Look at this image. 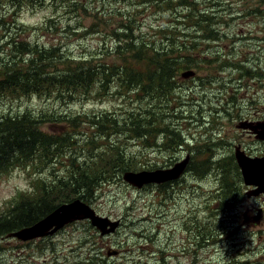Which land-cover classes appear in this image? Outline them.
<instances>
[{
    "label": "rangeland",
    "instance_id": "1",
    "mask_svg": "<svg viewBox=\"0 0 264 264\" xmlns=\"http://www.w3.org/2000/svg\"><path fill=\"white\" fill-rule=\"evenodd\" d=\"M215 1L214 5L220 6L222 30L212 50L225 56L226 60L221 61L230 62L234 69L220 68L221 63L210 60L214 57L211 54L202 68L193 70L192 78H179L173 95L177 118L174 115L164 118L174 121L167 124L179 137L169 147H160L163 137L156 132L152 134L151 147L144 150L137 143L125 142L123 136L114 135L111 139H118L121 152V158L114 164L134 165L136 169L131 172L172 167L187 155L191 169L181 180L164 187L150 185L137 189L123 181L124 172L113 168L92 208L107 224L118 221L115 232L101 236L95 228L70 226L56 237L52 235L29 245L13 239L3 244L13 245L12 251H6L11 255L7 264H80L93 250L105 261L99 259L96 264H237V261L264 264V194L247 197L252 188L243 184L234 157L237 148L250 157L264 156V142L239 129L241 124L264 122V0ZM110 4L105 0H85L82 3L85 10L80 7L72 10L24 2L13 11L15 3L2 0L0 52L3 37L9 34L29 45L59 46L74 57L85 54L99 57L113 46V36L99 26L100 20L110 19L112 25L118 24L121 17H109L108 12L124 13L129 8L123 2ZM256 8L260 11L256 12ZM162 19L154 9L142 15L141 32L149 27L146 34L152 36L154 27L164 22ZM5 99L3 107L7 112L43 110L54 117H77L80 130L87 131L84 113L102 115L113 110L119 113L117 109L123 103L119 97L109 96L69 104L34 96ZM135 100L130 92L126 115L134 109ZM142 107H147L146 101ZM209 109L216 111L208 117L214 121V130L199 121L205 116L208 122ZM164 111L163 108L161 112ZM40 128L45 134L55 133L49 124ZM27 171L31 172L30 177L20 168L0 174V213L20 194L32 191L35 175L31 168ZM225 184L231 188L227 193L223 190ZM53 223L51 219L47 226ZM82 240L88 241L83 251ZM39 243L41 246L37 247Z\"/></svg>",
    "mask_w": 264,
    "mask_h": 264
},
{
    "label": "trees",
    "instance_id": "2",
    "mask_svg": "<svg viewBox=\"0 0 264 264\" xmlns=\"http://www.w3.org/2000/svg\"><path fill=\"white\" fill-rule=\"evenodd\" d=\"M5 1L15 3L13 11L24 2L35 6L50 4L85 10L82 5L85 0ZM105 2L109 6L111 2H123L129 8L124 13L108 12L109 17H121L118 24L112 25L110 19L100 20L99 26L111 32L113 46L99 57L93 54L74 57L59 46L39 47L20 42L9 34L3 37L0 52V174L20 168L30 175L31 172L27 170L31 168L35 179L32 192L20 194L0 214V264H7L11 258L6 251H12L13 245L3 244L14 241V238H7V235L32 226L58 206L73 200L92 205L113 168L120 172L136 169L134 165L114 164L121 158L118 139L111 140L114 135L123 136L127 143H137L143 150L151 147L153 132L168 133L179 139L177 131L167 124L174 121L164 118H173V115L177 118L173 95L182 73L199 70L211 54L214 57L210 60L218 65L221 63L220 68L234 67L225 61V56L221 57L212 50L216 48L212 45L217 43L222 30L220 6L214 5L215 0ZM153 9L164 22L155 26V33L150 36L146 34L149 27L141 32L139 17L152 13ZM254 10L260 11L259 8ZM130 92L136 98L135 107L126 115ZM33 96L62 100L67 104L110 96L119 97L123 103L117 109L119 113L116 110L102 115L84 113L83 124L88 131L80 130L77 117H54L46 115L43 110L10 113L3 107L5 98ZM145 101L147 107L143 108ZM163 108L164 113L161 112ZM109 120L111 123H107ZM44 124L52 126L55 133H43L40 127ZM223 190L227 193L231 188L225 184ZM234 191L235 185L232 193ZM221 205V208L225 206L223 203ZM79 227L92 229L87 221ZM87 242H80L82 251ZM36 246L40 247L41 243ZM44 248H41V252ZM97 254L93 250L88 258H82L80 264H96L99 259L105 262ZM237 264L241 263L237 261Z\"/></svg>",
    "mask_w": 264,
    "mask_h": 264
},
{
    "label": "water",
    "instance_id": "3",
    "mask_svg": "<svg viewBox=\"0 0 264 264\" xmlns=\"http://www.w3.org/2000/svg\"><path fill=\"white\" fill-rule=\"evenodd\" d=\"M194 74L193 71L189 70L182 73L181 77L188 79L193 77ZM239 128L251 131L256 135V139L264 141V122L241 124ZM235 159L241 169L244 184L257 187L248 196H257L260 193H264V158L254 159L247 157L244 152L237 148L235 151ZM187 163L188 159H185L168 169L140 172L127 171L123 173L122 179L125 183L137 189H141L147 185L162 184L178 179L183 174ZM51 219L54 220V223L50 227L47 224ZM81 220H90V225L98 230L101 236L115 232L118 227V221L107 224V220L104 217H99L95 214V209L93 210L92 207L82 203L80 200H74L68 204L59 206L34 225L7 235V238H15L18 241L44 238L52 236L60 228L69 223Z\"/></svg>",
    "mask_w": 264,
    "mask_h": 264
},
{
    "label": "flooded vegetation",
    "instance_id": "4",
    "mask_svg": "<svg viewBox=\"0 0 264 264\" xmlns=\"http://www.w3.org/2000/svg\"><path fill=\"white\" fill-rule=\"evenodd\" d=\"M192 101H193V99H192ZM201 117H203V116H201ZM200 122H202L203 120H199ZM143 128H144V126H143ZM144 132V131H143ZM142 132V133H143ZM244 132H246V133H249V134H252L251 132H249L248 130H244ZM159 135H161L163 138H162V140H161V144H160V147H167L166 145H169L170 144V142H172V141H174V140H172L173 138H174V135H171V134H168V133H164V132H161L160 134H158V136ZM253 135V134H252ZM254 136V135H253ZM142 138H143V136H142ZM181 138H182V136H181ZM254 138H255V136H254ZM175 139V138H174ZM256 139V138H255ZM144 141V140H143ZM152 142V138L150 139V143ZM202 147H203V145H202ZM241 150V149H240ZM242 151V150H241ZM244 152V151H243ZM186 157H189V161H188V165H187V169L185 170V173L178 179V180H181L182 179V177L187 173V171L188 170H190L191 169V166H190V162H191V160H190V155H187ZM185 157V158H186ZM183 160V159H182ZM181 161V160H180ZM180 161H178V162H180ZM176 164V163H175ZM171 166H169V167H167V168H170ZM178 180H174V181H169V182H165V183H162V184H159V185H154V186H156V187H164V186H166V185H168V184H170V183H172V182H175V181H178ZM150 186V185H149ZM147 187V186H146ZM145 188V187H144ZM248 188H251V187H248ZM251 191L252 190H250L249 191V193H251ZM261 195H263V194H261ZM261 195H259V196H261ZM247 197H250V196H248V192H247ZM256 197H258V196H256ZM260 212H259V214H261V210H259ZM75 224V223H74ZM73 225V224H72ZM63 231H60V232H57L56 234H55V237L58 235V234H61ZM45 238H37V239H33V240H30V241H28V242H25V243H29V244H32V243H35L36 241H43Z\"/></svg>",
    "mask_w": 264,
    "mask_h": 264
},
{
    "label": "bare ground",
    "instance_id": "5",
    "mask_svg": "<svg viewBox=\"0 0 264 264\" xmlns=\"http://www.w3.org/2000/svg\"><path fill=\"white\" fill-rule=\"evenodd\" d=\"M70 218V217H69Z\"/></svg>",
    "mask_w": 264,
    "mask_h": 264
}]
</instances>
